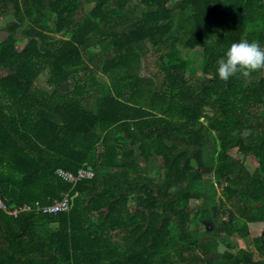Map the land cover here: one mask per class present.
Instances as JSON below:
<instances>
[{
    "label": "trees",
    "instance_id": "16d2710c",
    "mask_svg": "<svg viewBox=\"0 0 264 264\" xmlns=\"http://www.w3.org/2000/svg\"><path fill=\"white\" fill-rule=\"evenodd\" d=\"M241 40L264 48V0H0V264H264V234L237 243L264 223V70L218 75Z\"/></svg>",
    "mask_w": 264,
    "mask_h": 264
},
{
    "label": "rangeland",
    "instance_id": "374dc122",
    "mask_svg": "<svg viewBox=\"0 0 264 264\" xmlns=\"http://www.w3.org/2000/svg\"><path fill=\"white\" fill-rule=\"evenodd\" d=\"M136 3H138L140 0H135ZM93 5L92 4H87L85 1H83V8L82 11L80 12V16L81 15H85L88 11H90L92 9ZM27 43V41H21L20 45L22 47L25 46V44ZM186 53L184 52V55ZM186 56L190 59L191 61V65L189 66V68L186 71V75L188 77H191L193 79L197 78V77H201L203 76V57L200 55L199 50H195L192 52H189L186 54ZM142 76H149L148 72L146 71L145 67H142V72H141ZM39 83L40 85L45 88L46 90H51V88L48 85L47 82V75L43 74L40 79H39ZM258 109L261 110L262 112V107H258ZM211 151H208V153L205 154V160H208V155ZM234 157L239 158L242 157V155L237 152V150L232 151L231 153ZM245 162L248 165V167L251 170L256 169L257 164H256V160L255 159H251L249 158H245ZM158 167L154 168L152 170L151 173H155L156 175L158 174ZM195 228V227H194ZM195 229H198L201 233H205L206 235H204L203 237V241H210V240H215L216 242H218L219 244H222V237L220 235H208L207 233L214 230L215 229V225L212 221H202L199 223L198 226H196ZM251 234L250 237L248 238V240L246 242L238 240V246L241 249H246L249 248L251 252H253V255L255 256V260H259L260 257L257 255L255 248H254V243L253 241L258 237L264 234V223H254V225L251 226ZM222 244L220 245L219 251L216 255H214L217 259H221L222 254L224 252V250H226V246Z\"/></svg>",
    "mask_w": 264,
    "mask_h": 264
},
{
    "label": "clouds",
    "instance_id": "9594fccd",
    "mask_svg": "<svg viewBox=\"0 0 264 264\" xmlns=\"http://www.w3.org/2000/svg\"><path fill=\"white\" fill-rule=\"evenodd\" d=\"M259 70H264V48L255 41L232 43L226 56L218 61V75L223 81L237 75L249 78Z\"/></svg>",
    "mask_w": 264,
    "mask_h": 264
},
{
    "label": "built area",
    "instance_id": "2783aa9c",
    "mask_svg": "<svg viewBox=\"0 0 264 264\" xmlns=\"http://www.w3.org/2000/svg\"><path fill=\"white\" fill-rule=\"evenodd\" d=\"M59 175L61 176V178H63L64 180H66L70 183H76V182H78L82 179H85V178H92V177H94L95 174L91 170H80V171H78L77 175H74L73 173L67 172L64 170H59ZM69 206H70L69 198L67 195L63 201L55 203L54 205L45 208L44 211L48 212V213L64 212V211L69 210ZM28 209H30V208H28ZM11 210H13V211H11ZM0 211L9 212L10 214L17 215L19 212V209H16V210L11 209L6 204V202L4 201L2 196L0 195Z\"/></svg>",
    "mask_w": 264,
    "mask_h": 264
}]
</instances>
